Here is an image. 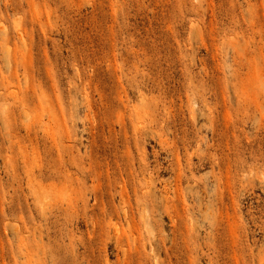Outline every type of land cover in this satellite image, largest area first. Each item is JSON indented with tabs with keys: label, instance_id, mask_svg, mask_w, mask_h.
Masks as SVG:
<instances>
[{
	"label": "rangeland",
	"instance_id": "obj_1",
	"mask_svg": "<svg viewBox=\"0 0 264 264\" xmlns=\"http://www.w3.org/2000/svg\"><path fill=\"white\" fill-rule=\"evenodd\" d=\"M0 264H264V0H0Z\"/></svg>",
	"mask_w": 264,
	"mask_h": 264
}]
</instances>
